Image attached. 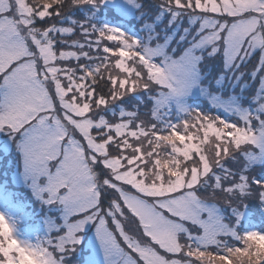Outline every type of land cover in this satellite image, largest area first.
Listing matches in <instances>:
<instances>
[{
  "label": "snow or ice",
  "instance_id": "obj_1",
  "mask_svg": "<svg viewBox=\"0 0 264 264\" xmlns=\"http://www.w3.org/2000/svg\"><path fill=\"white\" fill-rule=\"evenodd\" d=\"M0 264H264V0H0Z\"/></svg>",
  "mask_w": 264,
  "mask_h": 264
},
{
  "label": "rangeland",
  "instance_id": "obj_2",
  "mask_svg": "<svg viewBox=\"0 0 264 264\" xmlns=\"http://www.w3.org/2000/svg\"><path fill=\"white\" fill-rule=\"evenodd\" d=\"M20 198L24 200L22 195H20ZM24 203L27 205L25 210L29 213V216L25 217L18 227L22 234V238H32L34 240L36 235H42L40 232L33 231L39 224V217L37 215L39 208L38 205L33 206L27 200H24Z\"/></svg>",
  "mask_w": 264,
  "mask_h": 264
}]
</instances>
